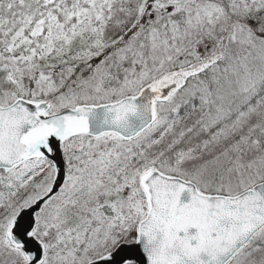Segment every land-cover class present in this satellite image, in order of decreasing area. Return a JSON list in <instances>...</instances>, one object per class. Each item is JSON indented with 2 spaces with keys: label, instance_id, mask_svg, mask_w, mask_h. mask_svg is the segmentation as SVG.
I'll use <instances>...</instances> for the list:
<instances>
[{
  "label": "snow or ice",
  "instance_id": "6c2138e0",
  "mask_svg": "<svg viewBox=\"0 0 264 264\" xmlns=\"http://www.w3.org/2000/svg\"><path fill=\"white\" fill-rule=\"evenodd\" d=\"M0 264H264V0H0Z\"/></svg>",
  "mask_w": 264,
  "mask_h": 264
}]
</instances>
